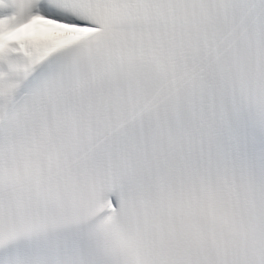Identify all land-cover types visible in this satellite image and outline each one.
<instances>
[{
	"label": "snow or ice",
	"instance_id": "obj_1",
	"mask_svg": "<svg viewBox=\"0 0 264 264\" xmlns=\"http://www.w3.org/2000/svg\"><path fill=\"white\" fill-rule=\"evenodd\" d=\"M0 264H264V0H0Z\"/></svg>",
	"mask_w": 264,
	"mask_h": 264
}]
</instances>
